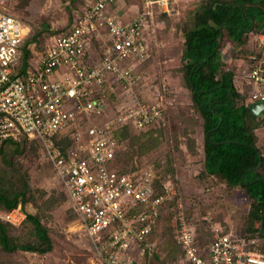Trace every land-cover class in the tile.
<instances>
[{
    "label": "built area",
    "instance_id": "1",
    "mask_svg": "<svg viewBox=\"0 0 264 264\" xmlns=\"http://www.w3.org/2000/svg\"><path fill=\"white\" fill-rule=\"evenodd\" d=\"M10 1L0 0V147L22 136L44 147L104 264H155L156 244L151 236L169 193L155 191L153 169L132 175L112 167L121 145L109 129L114 121H130L139 130L161 125L162 93H156L150 103L137 96L128 110L112 120L78 131L75 145L67 151L55 145L54 137L76 124L81 115L101 113L108 87L121 86L130 92L140 85L138 65L149 56L145 29L156 8L174 13L172 0H145L144 9L130 23L108 12L114 0L89 1L71 28L53 37L40 67L33 71H19L30 26L12 13ZM102 29L106 31L103 51L96 61L86 63L83 57ZM253 59L250 82L258 90L248 104L264 101V57ZM61 67L62 76L52 78ZM25 217L21 204L0 211V219L14 225ZM105 230L108 233L103 235ZM195 231L183 215L177 229L179 257L165 264H264V245L257 237L220 232L200 246Z\"/></svg>",
    "mask_w": 264,
    "mask_h": 264
},
{
    "label": "rangeland",
    "instance_id": "2",
    "mask_svg": "<svg viewBox=\"0 0 264 264\" xmlns=\"http://www.w3.org/2000/svg\"><path fill=\"white\" fill-rule=\"evenodd\" d=\"M204 1L172 0L175 11L170 15L156 8L154 17L149 20L145 29L151 51L149 58L138 67L143 78L140 85L130 92L121 86L108 87L104 110L101 113L83 114L73 125L77 130L85 132L92 124L100 125L112 120L118 107L131 104L137 96L153 100L156 93L164 92L162 106L165 122L157 125L155 132L151 128L127 130L124 145L120 144L121 151L115 167L130 170L134 166L136 170H146L150 169L148 167L151 164H155L158 171H153L157 178H161L155 191L169 193L165 201L169 211L162 219L161 233L155 235L161 246L160 258L167 262L176 260H172L173 252L178 255L180 251L176 241L178 225L183 215L194 225L202 242L212 240L217 233L228 231H234L237 235L255 236L260 240L263 238L258 230L255 231V226L260 223L252 207L253 199L246 189L231 186L220 177L208 175L205 171L203 117L193 108L191 90L181 72L182 55L186 48L185 32L194 27L196 11ZM88 2L89 0L10 1V10L30 26L23 47L27 44L31 55L26 61L25 54L21 59L27 71L39 68L41 57L53 37L68 30L74 17L86 10ZM116 2L126 7L121 13L128 12L134 18L145 5V0ZM34 36V41L28 43ZM104 37L105 33L101 32L98 39L94 40L93 53L97 58L101 52L100 42ZM253 48L256 52L264 53V37L259 33H250L243 45L234 43L224 33L219 52L226 70L233 72L234 84L240 85V92L247 97V101L258 90L250 82L255 64L240 55L241 50L245 54V51ZM164 80L170 89L161 86ZM235 87L237 88L236 85ZM262 88L264 90V86ZM258 120L260 126L256 129L257 144L264 156V112ZM2 148L0 179H7L8 182L10 178L27 180V210L37 213L48 227L53 249L44 254L26 251L7 253L0 246V264H104L79 215L70 204L65 186L48 160L44 147L36 140L27 139L19 145L18 150L11 143H6ZM30 230L31 226L28 225L22 228L9 227V236L29 240L32 239ZM107 233L108 230L102 232L103 235ZM133 249L139 251L137 243L133 245ZM156 262L154 263L158 264Z\"/></svg>",
    "mask_w": 264,
    "mask_h": 264
},
{
    "label": "trees",
    "instance_id": "3",
    "mask_svg": "<svg viewBox=\"0 0 264 264\" xmlns=\"http://www.w3.org/2000/svg\"><path fill=\"white\" fill-rule=\"evenodd\" d=\"M253 32L264 34V0H205L196 11L194 27L185 32L186 48L182 55L181 72L191 90L193 108L203 117V155L206 173L220 177L231 186H242L246 189L253 199L252 207L260 223L256 229L262 230L263 234L264 156L257 144L256 134V129L260 126L258 120L260 115L252 111L247 103V97L235 87L234 74L231 70H226V65L219 54L224 33H227L234 43L243 45L248 35ZM34 39L35 36L28 40V43L33 42ZM26 45L22 47L23 55H26L25 61L31 55ZM100 47V53H102L103 46L100 45ZM242 52L243 50L240 55L242 58L252 61L254 57H264L263 51L256 52L255 48L245 51V54ZM23 68H27L26 65ZM112 92L115 91L112 89ZM143 100L146 103L152 102L147 98ZM130 106L131 104H123L118 107L117 113L128 110ZM165 115L167 116V111ZM165 120L164 116V122ZM163 126L165 127L166 123ZM150 128L152 132L158 129L156 126ZM130 129L139 130L130 121H114L109 133L123 146L128 134L127 130ZM78 131L75 126H71L59 136L54 137L55 145L67 151L75 145V135ZM25 140L27 139L22 136L18 140H11L10 143L15 146V150H18L19 145ZM2 151L3 148L0 147V153ZM118 155L119 153L112 164L118 172L135 175L144 171L136 170L134 166L130 170L116 168L115 162ZM148 168L158 171L155 164H151ZM158 180L161 178H157L155 189L158 186L156 185ZM28 188L29 183L23 178L20 181H17V178H10L9 182L7 179H0V211L6 213L19 204L26 211V217L19 225L0 219V246L7 253L26 251L44 254L53 249V240L48 227L43 224L37 213L27 210ZM166 205L167 202L161 207L160 217L151 236V240L156 244L154 260H160L154 262L158 264L168 263L160 258L161 246L155 236L161 233L162 219L169 211ZM25 225L31 226L32 239L23 240L9 236V227L22 228ZM195 236L200 246L211 241H200L196 231ZM176 244L180 250L181 247L177 241ZM175 253L173 252L172 260L179 257L180 251L178 255Z\"/></svg>",
    "mask_w": 264,
    "mask_h": 264
},
{
    "label": "crops",
    "instance_id": "4",
    "mask_svg": "<svg viewBox=\"0 0 264 264\" xmlns=\"http://www.w3.org/2000/svg\"><path fill=\"white\" fill-rule=\"evenodd\" d=\"M89 1H91V0H89ZM119 2H116V0H114L110 5H109V7H108V12L110 13V14H114V15H116L122 22H124V23H130V22H132L136 17H138V15L140 14V12H141V10H143L144 9V7H145V5H144V7H143V9H141L139 12H138V15L134 18L131 14H127L128 12H126V14H127V16H126V14L125 13H121V11H122V9L123 10H125L126 9V7H124L125 5L124 4H122V3H120V4H118ZM116 5H117V7H116ZM77 17H78V15L76 16V17H74V19H73V23L76 21V19H77ZM72 23V22H71ZM72 23V24H73ZM72 24L70 25V27L68 28V30L71 28V26H72ZM68 30H66V31H68ZM65 31V32H66ZM101 32H103V33H106V31H105V29H102L101 30ZM146 33V32H145ZM260 36H263L264 37V35L263 34H260ZM95 39H98V38H94V40ZM94 40H93V42H92V45H91V47L87 50V52H86V54H85V56L83 57V61H85L86 63L87 62H91V61H96L98 58L97 57H95V55H94V53H93V46H94ZM146 40H147V42H148V46H149V56H150V51H151V43L149 42V38H148V36H147V33H146ZM100 41V40H99ZM102 41V40H101ZM101 43V46H102V43H103V41L102 42H100ZM100 55H101V53L99 54V57H100ZM22 56H23V53H22ZM149 56H148V58H149ZM42 58V57H41ZM22 59V58H21ZM147 60V59H146ZM240 62V61H239ZM40 65H41V62H40ZM40 67V66H39ZM19 71H27V68H23V65H22V63H21V61H20V65H19ZM64 73V69H63V67H61L58 71H56L53 75H52V78H54V79H58V78H60L61 76H62V74ZM236 86H237V88L240 90V85H237V84H235ZM161 86L163 87V88H167V89H170L169 88V85H168V83L164 80V82L161 84ZM162 95L163 96H165V94H164V92H162ZM164 99V98H163ZM257 228V226H255V231L257 230L256 229ZM259 231V234L260 235H262V240H260L259 238V240H260V242L264 245V233L262 234L261 233V231L262 230H258ZM255 237V236H254Z\"/></svg>",
    "mask_w": 264,
    "mask_h": 264
},
{
    "label": "water",
    "instance_id": "5",
    "mask_svg": "<svg viewBox=\"0 0 264 264\" xmlns=\"http://www.w3.org/2000/svg\"><path fill=\"white\" fill-rule=\"evenodd\" d=\"M249 107L256 115H260L264 112V101L250 103Z\"/></svg>",
    "mask_w": 264,
    "mask_h": 264
}]
</instances>
